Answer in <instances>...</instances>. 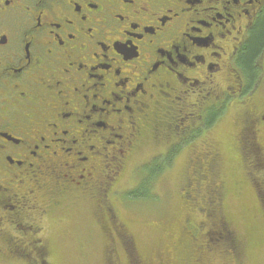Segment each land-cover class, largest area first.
I'll use <instances>...</instances> for the list:
<instances>
[{
	"label": "flooded vegetation",
	"instance_id": "flooded-vegetation-1",
	"mask_svg": "<svg viewBox=\"0 0 264 264\" xmlns=\"http://www.w3.org/2000/svg\"><path fill=\"white\" fill-rule=\"evenodd\" d=\"M261 18L264 0H0V264L102 233L107 264H151L112 195L161 139L201 142L214 212L231 171L263 204L264 44L253 77L240 62Z\"/></svg>",
	"mask_w": 264,
	"mask_h": 264
},
{
	"label": "trees",
	"instance_id": "trees-1",
	"mask_svg": "<svg viewBox=\"0 0 264 264\" xmlns=\"http://www.w3.org/2000/svg\"><path fill=\"white\" fill-rule=\"evenodd\" d=\"M263 44L264 18H261L240 58L241 65L248 72L250 78L255 72L253 67L254 56ZM175 140L174 136L168 138V142ZM186 144L192 146L190 141L186 142L185 146ZM166 145V140L161 139L156 146L140 153L141 155L143 153L149 155L148 159L138 161L140 154L137 159H130L125 172L115 187V193L112 195L114 203L120 210L121 208L123 210H121L123 213L121 218L141 245L143 260L151 264H171L170 261H173L172 264H247L246 262L257 251L264 250V208H261L264 203L260 204L251 197L252 189L246 183L245 176H242L238 171H231L229 174L226 173L227 175L224 174L225 176L216 174V181L220 184L227 183L225 187L227 192L218 202L217 212H214L215 208L210 201L211 190L207 179L210 164L200 160L194 162L192 160L194 153H190L191 149L188 146L179 150L175 148L172 150L166 149ZM154 150L158 152L151 156L150 154ZM181 151L188 153L185 164L187 168L183 183L178 186L175 192L178 194V198L182 200L180 203L184 208L187 207V212H191L190 210L193 208L196 215H201L203 219L194 223V217L191 213H185L181 222L175 218L157 219L153 226L159 232L160 238L156 244L150 246L149 241L135 230L134 226L138 223L128 215L129 208L139 207L140 202L144 201V204H156L154 201H158V196L154 192L155 185L163 177V174L170 170L175 156ZM195 153L199 152L196 151ZM201 165L203 167H200ZM192 173V178L196 181L193 186H188L187 180ZM128 176L132 177V182L127 185L129 179L126 178ZM224 197H226L225 200L227 198H240L239 220L234 219L230 213L226 212L223 204ZM215 215L221 216L226 221L225 229H219V232L213 230L209 225V219ZM143 221L146 222L147 220L143 219ZM163 233L166 237L163 236ZM162 237L165 238V241H162ZM108 240L109 236L102 233L93 247L94 249L85 248L77 252L85 260L89 253L95 250L98 258L95 255L92 258L93 261L97 259L98 263L107 264L105 258ZM167 248L171 249V253H168ZM72 249L74 250V248ZM87 251L88 255L86 256ZM91 254L93 256L94 253ZM123 264H127L125 260Z\"/></svg>",
	"mask_w": 264,
	"mask_h": 264
},
{
	"label": "rangeland",
	"instance_id": "rangeland-1",
	"mask_svg": "<svg viewBox=\"0 0 264 264\" xmlns=\"http://www.w3.org/2000/svg\"><path fill=\"white\" fill-rule=\"evenodd\" d=\"M232 126L233 130H236V123L231 121V117L225 118L223 123L220 127V132L216 133V139L217 140H225V135L228 136V133L230 132V127ZM215 134V135H216ZM210 140V138H209ZM201 142L196 141L195 148L200 149ZM157 149V148H155ZM195 150V149H194ZM191 151L190 153H195V151ZM158 151L154 150L151 156H154V153H157ZM188 153L186 152H179L175 156V159L173 160L172 166L170 170L163 174V177L156 183L154 192L156 196H158V201H154L156 204H144V202H140L139 207H130V211L128 212V215L133 217L134 220L138 223L135 224V230L142 236L145 237L149 242L150 246L151 244H156L157 241L160 238V234L157 230L154 229L153 224L157 222V219H178L180 222L182 221V217H184L185 213H191L194 217V223H197V220L203 219L202 216L196 215L195 210L191 208V212H187V207L180 203L182 200L178 198V194L175 192L179 185L183 183V179L185 177V171H186V161L188 159L187 157ZM156 156V155H155ZM149 158V155L146 153H143L142 155L138 157L139 160H146ZM184 164V166H183ZM241 174V173H240ZM126 179H129L128 184L132 182V177H127ZM167 201V202H166ZM240 198H227V200L224 199L223 204L225 206V210L227 213H230L234 219H240ZM178 204V205H177ZM217 204V203H216ZM215 204V205H216ZM216 209V208H215ZM143 219H146L147 221H143ZM145 222V223H143ZM200 223V222H198ZM163 236L164 233H163ZM166 237V236H165ZM162 241H165V238H161ZM170 240V239H169ZM264 249V248H263ZM168 253H171V249L167 248ZM55 256L50 257L51 264H101V262L93 261V257L97 253L95 250H93L94 253L93 256L91 253L88 255V251L86 252V258L85 260L78 254L76 250L68 249L63 246L58 245L57 247H54ZM171 257V256H169ZM97 262V263H96ZM173 263V261H170V263ZM171 263V264H172ZM247 264H264V250L257 251L249 261L246 262ZM218 264V263H215Z\"/></svg>",
	"mask_w": 264,
	"mask_h": 264
}]
</instances>
